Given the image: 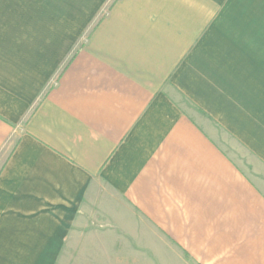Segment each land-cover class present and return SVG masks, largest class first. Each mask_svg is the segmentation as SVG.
Segmentation results:
<instances>
[{
  "label": "crops",
  "instance_id": "0c3cea01",
  "mask_svg": "<svg viewBox=\"0 0 264 264\" xmlns=\"http://www.w3.org/2000/svg\"><path fill=\"white\" fill-rule=\"evenodd\" d=\"M128 215L264 264V0H0V264Z\"/></svg>",
  "mask_w": 264,
  "mask_h": 264
},
{
  "label": "rangeland",
  "instance_id": "374dc122",
  "mask_svg": "<svg viewBox=\"0 0 264 264\" xmlns=\"http://www.w3.org/2000/svg\"><path fill=\"white\" fill-rule=\"evenodd\" d=\"M243 165L246 166L244 162ZM150 236L149 230L136 232L135 217L128 215L121 229L111 224L105 231L97 229L92 242L82 240L79 247L66 246L61 264H190L178 258L173 249L152 248Z\"/></svg>",
  "mask_w": 264,
  "mask_h": 264
}]
</instances>
